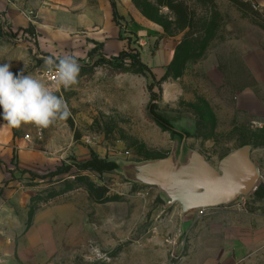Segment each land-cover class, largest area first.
I'll return each instance as SVG.
<instances>
[{"label": "rangeland", "instance_id": "rangeland-1", "mask_svg": "<svg viewBox=\"0 0 264 264\" xmlns=\"http://www.w3.org/2000/svg\"><path fill=\"white\" fill-rule=\"evenodd\" d=\"M9 2L20 16L32 12V24L40 10L69 0ZM115 2L147 27L119 20L123 37L131 36L121 37L117 60L101 46L76 58L78 83L56 93L69 118L11 128L0 108V264H264V198L253 192L187 223L180 204L134 177L135 165L178 158L182 146L183 161L195 152L219 170L249 145L264 186V0ZM181 6L187 21L177 15ZM5 28L0 64L14 74L50 84L45 58L73 56L61 27ZM56 33L67 41L54 40ZM150 87L180 135L153 120ZM92 153L119 169L101 175L74 167L44 178Z\"/></svg>", "mask_w": 264, "mask_h": 264}, {"label": "water", "instance_id": "water-1", "mask_svg": "<svg viewBox=\"0 0 264 264\" xmlns=\"http://www.w3.org/2000/svg\"><path fill=\"white\" fill-rule=\"evenodd\" d=\"M178 158L146 162L134 166L135 180L160 188L170 205L180 204L184 222H191L199 211L220 208L258 189L259 170L251 158V146L239 148L215 169L204 156L192 152Z\"/></svg>", "mask_w": 264, "mask_h": 264}, {"label": "crops", "instance_id": "crops-1", "mask_svg": "<svg viewBox=\"0 0 264 264\" xmlns=\"http://www.w3.org/2000/svg\"><path fill=\"white\" fill-rule=\"evenodd\" d=\"M69 0L62 8H45L37 14L36 21L30 24L27 18L20 16L15 4L9 0H0V27H61L69 33L71 52L74 57L84 59L96 46L103 48L105 57H115L126 47L119 25L114 22L113 9L109 0ZM119 16L123 19V27H147L137 11L121 10L117 6ZM70 16L69 20H65ZM132 21H128V17ZM70 22V23H69ZM130 32V31H129ZM143 33L142 31L134 32ZM124 38V39H121ZM67 41L64 35L54 34V40Z\"/></svg>", "mask_w": 264, "mask_h": 264}, {"label": "clouds", "instance_id": "clouds-1", "mask_svg": "<svg viewBox=\"0 0 264 264\" xmlns=\"http://www.w3.org/2000/svg\"><path fill=\"white\" fill-rule=\"evenodd\" d=\"M45 64L55 71L50 84L30 74L24 75V70L14 74L9 63L0 64V108L9 127L33 124L48 128L70 117L65 99L56 93L60 87L68 89L78 83L81 66L71 55L45 58Z\"/></svg>", "mask_w": 264, "mask_h": 264}, {"label": "trees", "instance_id": "trees-1", "mask_svg": "<svg viewBox=\"0 0 264 264\" xmlns=\"http://www.w3.org/2000/svg\"><path fill=\"white\" fill-rule=\"evenodd\" d=\"M112 9H113V17H114V22L119 25V20L122 19L117 11V4L115 0H110ZM168 4V3H166ZM168 6V5H167ZM172 8V5H170ZM181 12H178V17L180 19H183V21H187V18L189 14L187 15L186 6H181ZM33 29H29L28 32H32ZM94 53H96V48L92 50L89 55L92 56ZM119 57H115L114 59L117 60ZM141 68H148L146 65H144L142 62L139 63ZM101 66V65H99ZM150 92L152 94L151 97V104L149 106V112L150 115L152 116L153 120L164 130H171L174 132V134H181L180 132L176 131L173 128L172 121L169 120L166 116L163 114H160L157 110V104L155 101L157 100L156 94L153 93V87H150ZM76 167L78 171L80 172H96L99 174H105V173H110L113 171H117L119 169L118 164L109 162L105 159L100 158L98 155L95 153H92L91 157L89 160L82 162V163H73V165H68V166H62L59 167L56 171L47 174L44 178H55L61 175L69 174L71 173L72 169ZM255 196L258 198H264V186H259L258 189L255 192Z\"/></svg>", "mask_w": 264, "mask_h": 264}, {"label": "built area", "instance_id": "built-area-1", "mask_svg": "<svg viewBox=\"0 0 264 264\" xmlns=\"http://www.w3.org/2000/svg\"><path fill=\"white\" fill-rule=\"evenodd\" d=\"M25 18H27L29 21H32L33 20V13L32 12H23L22 14ZM3 29H6L5 27H3ZM25 38H29V35L28 34H24L23 35ZM44 77L46 78L47 82L48 83H52L55 79V71L54 70H51V71H48L44 74ZM206 210H203V211H199L198 212V216H202L204 213H205Z\"/></svg>", "mask_w": 264, "mask_h": 264}]
</instances>
